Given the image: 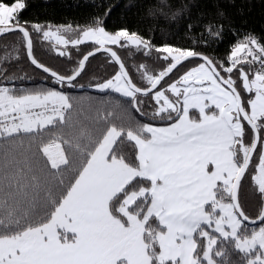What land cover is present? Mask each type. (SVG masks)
Returning a JSON list of instances; mask_svg holds the SVG:
<instances>
[{
    "label": "snow or ice",
    "instance_id": "obj_1",
    "mask_svg": "<svg viewBox=\"0 0 264 264\" xmlns=\"http://www.w3.org/2000/svg\"><path fill=\"white\" fill-rule=\"evenodd\" d=\"M27 7L0 0V36L19 33L17 51L22 44L60 89L76 87L89 57L105 53L117 70L92 87L123 99L76 111L65 91L10 86L25 77L0 68V264H264V37L243 32L221 60L196 50L205 34L222 38L228 17L219 8L180 26L192 44L184 48L155 44L138 26L109 32L100 17L76 26L22 20ZM34 35L69 60V45L94 48L60 74L35 58ZM115 48L155 53L161 69L133 65L138 84ZM249 173L262 202L256 219L238 197Z\"/></svg>",
    "mask_w": 264,
    "mask_h": 264
},
{
    "label": "trees",
    "instance_id": "obj_2",
    "mask_svg": "<svg viewBox=\"0 0 264 264\" xmlns=\"http://www.w3.org/2000/svg\"><path fill=\"white\" fill-rule=\"evenodd\" d=\"M27 4L28 7L21 13L22 20L38 21L42 24H70L76 26L77 24L85 25L92 18L100 17L104 19V26L109 32H114L125 25L130 28L138 26L144 36L151 38L154 34L155 39L153 42L155 44L162 43L166 38L169 43L184 48H190L192 44L187 39L189 34L180 26L188 21L189 16L195 20L200 12L214 13L219 8L228 17V19L222 21L224 25L222 38L214 40L205 34L203 39L209 42L208 45L197 46L196 50L204 54L214 55L221 60L230 54L231 47L238 39L243 37V32L251 31L260 37H264V0H168L171 7H164L162 10L160 0H27ZM109 8L111 12L105 16ZM177 11H181L182 15L174 18L172 13ZM229 21H231V24ZM233 28L240 30L241 35L239 37L233 33ZM202 31V28H197L191 35L199 39ZM19 35V33H12L0 37V68L6 69L5 74L8 76L25 77L23 80L14 81L13 85L10 86L29 89L54 87L65 91L75 98L76 111H79L81 106L87 111L90 104L94 108L101 107V98L107 100L112 97L113 107L116 99H123L119 94L110 91L101 93L91 86L93 82L110 78L117 70V66L110 62L105 53L100 52L89 58L84 72L76 81L79 86L60 89L59 85L51 83V77L31 65L22 44L19 45L17 51L15 46ZM10 38L14 39L11 40ZM7 45H11V47L8 48ZM92 48H94V45L89 42L80 45L78 48L68 47L71 56V60H69L67 57H59L50 42L43 41L36 35L33 36V54L35 58L60 74H69L78 60ZM115 50L125 62L133 80L138 84H140L139 74L135 71L133 65L139 67L141 63H144L151 71L153 69V72L157 73L161 69V65L155 61V53L151 58H146L143 55L136 54L130 56L128 49L115 48ZM17 54L20 58L18 60L12 59ZM43 56L48 59L46 60ZM6 59H10L11 63L5 62ZM193 61L196 60L191 62ZM191 62H185L178 71L174 72L171 79L166 78L162 83L166 85L172 79L178 78L189 67L187 64ZM129 110L136 119L149 122L146 117H141L134 110ZM146 111H150V109H146ZM246 185H252L248 181V176L242 181V187L238 193L239 201L247 215L256 217L261 209V200L259 197L254 199L252 209H257L255 212H251V208L248 209L246 205V203L252 202L251 197L247 196L246 202L243 200L242 192ZM254 194L256 193L250 192V196L255 197ZM257 226L259 224L255 225V227ZM249 227H253V225H249Z\"/></svg>",
    "mask_w": 264,
    "mask_h": 264
},
{
    "label": "rangeland",
    "instance_id": "obj_3",
    "mask_svg": "<svg viewBox=\"0 0 264 264\" xmlns=\"http://www.w3.org/2000/svg\"><path fill=\"white\" fill-rule=\"evenodd\" d=\"M56 26H59V25H67V24H55ZM66 35V38H69L70 36H71V34H65ZM6 36V35H5ZM0 37H4V36H0ZM15 38V37H14ZM14 38H10L11 40H13ZM74 38V37H73ZM89 43H91V42H89ZM52 44V43H51ZM6 46V45H5ZM8 46V48H10L11 47V45H7ZM16 47V46H15ZM58 48H60V47H62V46H57ZM69 48L70 47H72L71 45H69L68 46ZM17 48V47H16ZM46 60L48 59V58H46L45 56H43ZM199 61H193V62H191V63H189V64H187V66L189 65V67L188 68H190L191 66H195V64L196 63H198ZM155 68V67H154ZM188 68L186 69V70H188ZM186 70H184V71H186ZM152 71H153V69H152ZM183 71V72H184ZM183 74V73H182ZM104 81V80H103ZM103 81H96V82H93L92 84H91V86L92 85H94L95 83H97V82H103ZM77 86H79V83H77L76 84ZM257 159H258V156H257ZM248 181H250L251 182V180H250V174L248 175ZM247 189V190H245V189ZM243 189V192H242V194H243V200H245V202H246V197L247 196H249V197H251V201L252 202H250V203H246V205L248 206V209H250L251 208V212H255V210L257 209H252V203L254 202V199L255 198H257V197H259V194L255 191V189H254V187L252 186V185H246L245 187H244ZM250 192H255L256 194H254L255 195V197H252V196H250ZM257 227H259V226H257Z\"/></svg>",
    "mask_w": 264,
    "mask_h": 264
},
{
    "label": "water",
    "instance_id": "obj_4",
    "mask_svg": "<svg viewBox=\"0 0 264 264\" xmlns=\"http://www.w3.org/2000/svg\"><path fill=\"white\" fill-rule=\"evenodd\" d=\"M58 48V47H57ZM93 50V48L92 49H90L89 51H92ZM25 51H26V49H25ZM89 51H87L84 55H86ZM97 54V53H96ZM27 55V54H26ZM34 55V54H33ZM83 55V56H84ZM83 56L81 57V59L83 58ZM90 58V57H89ZM30 62V61H29ZM45 65V64H44ZM47 66V65H46ZM50 68V67H49ZM52 69V68H51ZM38 70H40V69H38ZM54 70V69H53ZM41 71V70H40ZM42 72V71H41ZM44 74H46V73H44ZM47 75V74H46ZM48 76V75H47ZM261 205H262V202H261ZM258 216V215H257ZM256 216V217H257ZM256 217H250V218H252V219H256ZM247 223V222H246ZM257 224H259V222H257Z\"/></svg>",
    "mask_w": 264,
    "mask_h": 264
},
{
    "label": "built area",
    "instance_id": "obj_5",
    "mask_svg": "<svg viewBox=\"0 0 264 264\" xmlns=\"http://www.w3.org/2000/svg\"><path fill=\"white\" fill-rule=\"evenodd\" d=\"M241 39H243V37Z\"/></svg>",
    "mask_w": 264,
    "mask_h": 264
}]
</instances>
